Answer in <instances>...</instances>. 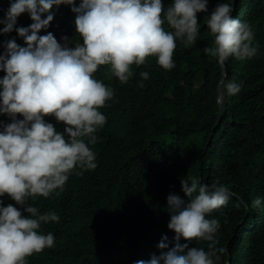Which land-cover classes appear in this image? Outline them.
Returning a JSON list of instances; mask_svg holds the SVG:
<instances>
[{
	"label": "trees",
	"instance_id": "trees-1",
	"mask_svg": "<svg viewBox=\"0 0 264 264\" xmlns=\"http://www.w3.org/2000/svg\"><path fill=\"white\" fill-rule=\"evenodd\" d=\"M12 2L0 0V19ZM162 2L167 7L172 0ZM217 3L231 4V0H208V13H197L198 40L187 47L176 41L172 70L162 69L155 57H149L145 65H133L134 75L120 84L117 78H108V66H100L95 78L112 87L114 97L99 109L106 123L95 133L97 143L88 145L97 167L78 177L70 174L59 196L53 193L29 201L40 212L68 215L70 233L64 230L62 245L28 257V264H134L160 255L167 251L157 248L163 235L169 248L175 243L174 232L167 228L166 198L169 193L184 196L181 179L218 182L232 193L225 206L207 217L220 224L217 247L225 251L218 264H226L227 258V264H264V0H236L240 14L234 10L231 15L252 25L259 49L250 60L229 57L225 62L224 82L243 84L237 95L224 94L226 109L214 124L220 64L202 49L213 46L205 17ZM52 11L50 26L38 35L52 30L60 41L59 28L73 22L75 13L63 4ZM31 23L28 13H23L14 29ZM9 39L25 46L15 30L0 33V52ZM72 42L82 41L72 37ZM142 71L150 78L140 88ZM4 74L0 70V78ZM17 118L22 119L19 114ZM45 120L63 131V123L54 117ZM0 121L11 122L6 114H0ZM256 197L261 198V206L254 209L251 201ZM0 199L4 206L21 207L7 195ZM101 214H106L105 223ZM189 247L207 250V242L193 240Z\"/></svg>",
	"mask_w": 264,
	"mask_h": 264
},
{
	"label": "clouds",
	"instance_id": "clouds-1",
	"mask_svg": "<svg viewBox=\"0 0 264 264\" xmlns=\"http://www.w3.org/2000/svg\"><path fill=\"white\" fill-rule=\"evenodd\" d=\"M62 4L71 7L75 18L59 28L56 36L60 41L52 30L38 35L54 19L53 7ZM207 5L208 0H172L167 7L162 0L10 3L0 19L4 25L0 33L15 30L25 46L9 39L0 52V70L5 73L0 78V114L11 120L7 124L0 121V197L7 195L21 207L4 206L0 199V264H28V257L66 241L68 215L40 212L29 201L53 193L59 196L70 174L75 172L78 177L97 167L96 155L88 145L97 143L95 133L106 123L99 109L114 97V89L95 78L100 66H108L106 75L120 84L128 83L134 75L133 65H145L149 57H155L162 69L172 70L176 41L186 47L196 43L201 27L197 13H208ZM236 5L232 6V0L231 4L217 3L205 17L214 40L213 46L202 51L216 57L219 64L229 57L250 60L258 53L252 25L231 15L234 10L240 14ZM23 13H28L32 23L14 29ZM72 37H80L82 42L73 43ZM139 75L138 86L143 88L142 81L150 76L147 71ZM242 84L226 80L220 85L221 95H237ZM46 116L63 123V131L46 122ZM180 184L184 196L169 193L166 198L167 228L174 232L175 243L169 248L168 237L163 235L157 248L167 251L134 264L220 261L225 251L217 247L220 224L207 217L227 204L230 189L218 182L198 184L181 179ZM260 206V197L251 201V208ZM105 216L101 214L100 221L105 223ZM182 239L186 242L181 243ZM193 240L207 242V250L189 247Z\"/></svg>",
	"mask_w": 264,
	"mask_h": 264
},
{
	"label": "water",
	"instance_id": "water-1",
	"mask_svg": "<svg viewBox=\"0 0 264 264\" xmlns=\"http://www.w3.org/2000/svg\"><path fill=\"white\" fill-rule=\"evenodd\" d=\"M235 2H236V0H232V6L235 5ZM220 66H221V72H220V76H219V79H218L217 84H216V102H217V106H218L217 107V119H216L214 124L219 122V120L222 118L224 111L226 109L225 96L221 95V89H220V85L225 80L226 66H225V63L220 64ZM210 136H211V134H210ZM241 221H239L237 225H239ZM228 260H229V258H227L226 264H227Z\"/></svg>",
	"mask_w": 264,
	"mask_h": 264
}]
</instances>
